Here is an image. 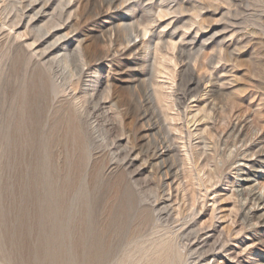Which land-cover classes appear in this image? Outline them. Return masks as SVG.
I'll return each mask as SVG.
<instances>
[{"label": "rangeland", "instance_id": "rangeland-1", "mask_svg": "<svg viewBox=\"0 0 264 264\" xmlns=\"http://www.w3.org/2000/svg\"><path fill=\"white\" fill-rule=\"evenodd\" d=\"M98 1L80 9L0 0V264H198L221 253L218 235L200 240L197 229L209 226L241 264H264V201L244 214L264 199V0H107L101 13ZM114 26L121 37L154 34L141 33L148 42L140 51L104 59L76 84L75 44L91 53L95 36ZM124 61L132 66L119 69ZM159 62L171 78L156 80L182 139L162 128L145 132L147 122L124 130L101 101L107 81L124 86L140 70L147 91ZM204 73L213 82H202L178 117L173 94ZM167 142L191 157L163 158L166 167L184 166L175 203L161 200L148 157Z\"/></svg>", "mask_w": 264, "mask_h": 264}, {"label": "bare ground", "instance_id": "bare-ground-1", "mask_svg": "<svg viewBox=\"0 0 264 264\" xmlns=\"http://www.w3.org/2000/svg\"><path fill=\"white\" fill-rule=\"evenodd\" d=\"M63 1H66L69 6H70V3L72 2L71 7H73V6L75 8L79 7L80 9H85V8L89 7L90 3L95 2V0H63ZM99 1L95 5V7H97V9H98V10L97 9L96 10L99 11L98 13H101L103 11L106 12V11H108V9H110V7H111L110 3H108L107 0H99ZM124 3H126V1ZM6 5H7V3H6ZM3 10H4L3 6H2V8L0 6V14L3 13ZM23 11H25V10H23ZM22 15H24V14L22 12H19V14L17 16L21 17ZM123 24H125V23H123ZM127 25L128 24H126V26ZM141 33L145 34V36H146V34H150V35L154 34L152 32L150 33V31L145 28V29H135V30L128 32V34H125L121 37L118 34L115 26L112 29L109 27L106 31L103 30L101 34L95 36V39H96L95 45L97 47L91 53L86 52L88 44H86L83 41L78 40V42L75 44L74 51H72L73 53L70 54V55H72L73 59L78 58L80 61V64L75 66L76 70H77V76L75 78V83L81 84L83 82V78L90 71L97 73V70H99V68H101V65L103 63L102 61L104 59L105 60L109 59L108 61L111 63L112 61L118 59V57H127L128 55H132L133 53L135 54L138 51H140V49L148 42V39L145 40V38H143L141 36ZM30 46H32V45H30ZM180 47H182V45ZM33 53H35V51ZM35 54H37V53H35ZM69 58H70L69 55H67V54L64 55V63L65 64H67L69 62ZM131 66H132L131 61H124L119 66L120 67L119 69H123V68L129 69ZM138 66H140V64H138ZM155 70H156L157 74L153 77L151 75L148 78L150 83L148 85L147 91L144 89V87H143V89L141 88V84H138L139 81H142V83L145 81V75L146 74L142 73L141 70L138 72L129 73L128 76L126 77L127 81H124L125 82L124 86H122V84L116 85L113 82L107 81L106 82V97L104 99H102L101 101L110 106L109 107L110 111L114 110L116 112V114L118 116V120H119V123L118 122L117 123L124 130H130V131L135 130L136 131L137 129H140V128L142 129L144 127L143 124L144 123L146 124V122H147L148 123L146 125L147 127L146 126L145 127L148 129H145V132H146V130L152 131L155 129L162 128L168 133L174 131V135H175L174 138L178 139V137L180 135L177 136L178 134L176 135L175 133L181 132V128L183 126H181V124H178V122H176L175 115H172L168 110L169 108H167V107H169V106H167L169 104L167 103L166 98L162 94V86L164 83L161 82L160 80H156V76L162 77L161 75H163V74L167 75L166 78H171V76H170V73L167 70V68L165 66H163L160 62L158 63V66ZM155 70H154V72H155ZM209 75H211V73ZM204 81L207 83L213 82V81H210V76H208V74H206V73L194 75L192 78V81H191L192 83L190 86L186 85V87H184L183 89H180V88L178 89V90H182L181 91L182 93L180 94V96L177 95V93H176V95L173 94L172 98H173V101L176 102L175 103L176 104V114H178V117H179V115L182 114L181 106H182L183 102L186 100V98L188 96L194 97L195 96V93H194L195 90H197L200 87L201 83ZM72 83H73V81H72ZM98 83H99V85H101L100 81ZM94 84H96V83H94ZM178 85L180 86V82H178ZM62 88H63V91H66L67 87L64 84ZM188 88L190 89L189 91H188ZM139 90L143 91V93L141 95L138 92ZM178 90H176V91H178ZM93 92L96 93L95 88H93L92 93ZM146 94H148L147 98H146ZM182 94H183V96H182ZM143 96H144V99L142 98ZM72 98H75V95L72 94L69 97V101H71ZM174 102H173V104H174ZM149 103H150V105L153 106L152 109L157 111L156 115L158 116V119L154 120L152 122H151V119L154 118L153 116H155V115H153V114H152V116L150 115L152 112H149V107H148ZM172 106H174V105H172ZM152 134H153V132H152ZM180 139H182V138H180ZM177 142H175V144L171 143V142L170 143L167 142L168 144H166L164 146L163 150H162L161 146H159V147L156 146L157 148L152 150V152L148 156L151 164H153V167L155 168V170L159 174V176H158L159 188L162 189L163 196H164L161 200L162 201L163 200H166V201L172 200L173 203H175L177 201V199H179L180 196L183 195L182 189H181L182 185H181L180 181H178V180H179L180 174L182 172L181 168H183L184 166L182 165L181 168H179V165H178V167L175 166L174 168L171 167V165L166 167V165L163 164L164 163L163 158L168 153L174 151L175 155H177V156L180 155L181 164H185L186 161H191V157L188 154V152H186L185 155L180 154V152H179L180 148L177 147V145H178V144H176ZM186 142H188V141H186ZM183 143H185V142L183 141ZM130 155H131V153H130ZM112 165H116V164L111 163L110 166L112 167ZM244 180L249 182L250 180H252V178L248 176ZM181 193H182V195H180ZM196 193L197 192H194V195L192 198L193 201L195 200ZM251 195L253 196V195H255V193H251ZM263 201H264V199L259 200L257 202L256 206L249 207L247 209L248 211L246 210L244 213V214H247V216L246 215L245 216L248 217L250 215L249 214L250 212L252 213V211L257 210L259 208L258 207L259 204H262ZM184 207H185V205H184ZM259 221H262V224L264 226V218L259 219ZM216 230L217 229L214 226H212V227L209 226L205 230H202V229L198 230L197 229V233L203 234L204 237L202 236L203 238L200 239L199 238L200 236L199 237L197 236L195 242L198 243L199 239L201 240V242L203 240L208 241V240L213 239L215 236L218 235L219 237H217V239H218L219 245H220V247H218V248L221 250V253H219L217 251V253L213 252L211 254L202 255L197 260L195 259L196 262L198 264H224V261H225L224 260V258H225L224 254L227 253L228 258H226V260H228L230 262V264H231V262H232V264H241L242 260H241L240 254L238 252H236L235 249L231 246L225 248V240H224L225 236H221V232H220V235L217 234ZM201 244L202 243H200V246H201ZM214 246H211L212 250H213V248L216 249V247H217V246H215V247ZM197 247H199V245ZM221 256H224L222 260H221ZM159 260H161V258H159ZM158 263L166 264L164 262V260H162L161 262L159 261ZM158 263H155V264H158Z\"/></svg>", "mask_w": 264, "mask_h": 264}]
</instances>
